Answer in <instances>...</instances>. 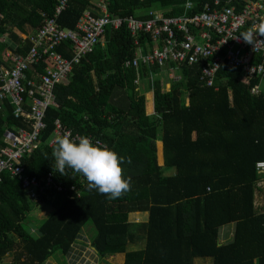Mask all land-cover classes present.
<instances>
[{"label": "trees", "instance_id": "trees-1", "mask_svg": "<svg viewBox=\"0 0 264 264\" xmlns=\"http://www.w3.org/2000/svg\"><path fill=\"white\" fill-rule=\"evenodd\" d=\"M57 1L0 0V59L5 48L25 53L27 34L47 18L53 17L60 28L75 29L80 15L96 8L95 0H68L55 15ZM191 1L198 3L194 12L204 0ZM182 2L105 0L109 14L139 19L153 8L168 16L181 14ZM146 34H139L135 44L125 23L106 26L70 77L55 85L56 105L45 111L39 142L21 157L23 173L40 177L52 172L65 186H79L80 194L53 190L32 201L20 181L2 171L0 264L6 254L11 255L9 264H44L55 252L67 255L80 242L86 223L93 231V252L102 258L122 251L123 264H193L195 258H209L204 264H264V208L254 205L256 184L264 180V172L255 169V162L264 158V84L252 94L258 78L249 79L241 67L222 63L214 84L206 86L198 80L200 63L183 62L173 66L179 78L169 79L167 87V68L125 66L136 50L150 49ZM70 47L65 40L56 50L70 57ZM44 64L37 66L39 72ZM138 75L142 90L133 81ZM147 91L152 93L150 113ZM55 120L71 134L98 139L122 157L128 190L110 198L89 190L84 177L71 169L63 175L52 169L56 143L48 145V140ZM22 125L5 100L0 145L6 127ZM170 168L174 173L164 175ZM49 206L36 225L35 218ZM135 211H146L147 219L130 221L129 213ZM229 223L232 237L219 243V228Z\"/></svg>", "mask_w": 264, "mask_h": 264}, {"label": "built area", "instance_id": "built-area-1", "mask_svg": "<svg viewBox=\"0 0 264 264\" xmlns=\"http://www.w3.org/2000/svg\"><path fill=\"white\" fill-rule=\"evenodd\" d=\"M67 1H57L55 15L65 9ZM197 5L195 1L185 0L181 14L168 16L161 9H150L147 18L139 19L131 15H111L105 0H97L93 11L85 10L80 15L75 29L60 28L53 17L47 18L39 29L27 34L30 47L25 53H15L6 48L0 59V110L6 100L12 106L13 116L21 118L23 125L6 127L2 133L0 180L1 172H8L20 181L32 201L53 190L67 191L71 197L80 194L79 186L74 183L65 186L61 180L54 179L52 172L40 177L25 175L21 157L40 140L46 127L45 111L56 105L55 85L70 77L72 68L93 49L108 25L117 28L125 23L135 44L141 33H147L152 42L147 51L136 50L134 56L125 61V66L136 69L140 65L159 66L167 68L172 72V78L178 79L173 66L183 62L200 63L198 80L211 86L217 69L226 63L231 67H241L249 79L258 78L250 88L252 94L258 93L264 84V38L258 39L252 48L239 35L264 20V0H204L201 9L192 12ZM65 40L70 42V57L56 50ZM255 59L258 62H254ZM42 61L45 64L43 71L39 72L37 66ZM139 80L138 75L133 81L139 83ZM64 135L74 140L80 137L77 133L71 134L59 120H55L48 145H53L57 137ZM87 137L101 145L98 139ZM255 169L264 172V158L255 162Z\"/></svg>", "mask_w": 264, "mask_h": 264}, {"label": "clouds", "instance_id": "clouds-1", "mask_svg": "<svg viewBox=\"0 0 264 264\" xmlns=\"http://www.w3.org/2000/svg\"><path fill=\"white\" fill-rule=\"evenodd\" d=\"M239 38L254 48L256 41L264 38V20L241 32ZM55 143L51 167L56 172L63 175L66 168L71 169L84 177L89 190L94 189L110 198L119 197L128 190L129 179L122 176L121 170L123 158L106 146L92 142L87 136L74 140L64 135L57 137Z\"/></svg>", "mask_w": 264, "mask_h": 264}, {"label": "rangeland", "instance_id": "rangeland-1", "mask_svg": "<svg viewBox=\"0 0 264 264\" xmlns=\"http://www.w3.org/2000/svg\"><path fill=\"white\" fill-rule=\"evenodd\" d=\"M97 0H95V3ZM164 79H173L172 78V72L169 70L164 71ZM167 77V78H166ZM144 82L142 79L139 80L138 88L143 89L144 88ZM168 87V85H167ZM151 91L145 92V101L150 103L152 101L151 98ZM148 109V107H147ZM149 110V109H148ZM257 189L254 193V205L257 210H261L264 208V180H260L257 182ZM47 208L43 214L40 216H37L35 219L36 225L41 222V220L48 214V211L50 210ZM44 210V209H43ZM132 215L129 213V218H131ZM31 230H34V226H32ZM80 242H77L75 245L72 244L71 250L67 255H61L60 253H53L45 262L44 264H123V252L122 251H116V253H108L106 256L99 258L93 250L89 247V240L91 239L93 235L92 228L90 224H85L82 227V230L80 232ZM81 245V246H80ZM109 251V250H108ZM110 252V251H109ZM11 260V255L6 254L3 257L2 264H9ZM209 258H195L193 261V264H204L207 261H209Z\"/></svg>", "mask_w": 264, "mask_h": 264}, {"label": "crops", "instance_id": "crops-1", "mask_svg": "<svg viewBox=\"0 0 264 264\" xmlns=\"http://www.w3.org/2000/svg\"><path fill=\"white\" fill-rule=\"evenodd\" d=\"M183 5L184 4L182 2L181 6L183 7ZM153 9H155V8H153ZM29 33H30V31H29ZM4 50L1 52V57H2V54H3ZM167 79H165L166 86L169 83L167 81ZM186 103H187V101H186ZM146 104H147V102H146ZM147 107H148L149 110L147 109ZM146 111H147V113L152 112V101L150 103H148V105H146ZM52 134H53V131H52ZM173 173H174V169L173 168L164 169L163 170V174L164 175H172ZM130 215H132L131 218H129V216H128L130 221H145L147 219V215L148 214H147L146 211H135V212H130ZM232 233H233V223L222 225L219 228V235H218L219 243H222L224 241L229 240L232 237Z\"/></svg>", "mask_w": 264, "mask_h": 264}]
</instances>
